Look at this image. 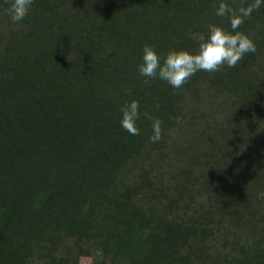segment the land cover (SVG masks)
I'll list each match as a JSON object with an SVG mask.
<instances>
[{
  "label": "trees",
  "instance_id": "obj_1",
  "mask_svg": "<svg viewBox=\"0 0 264 264\" xmlns=\"http://www.w3.org/2000/svg\"><path fill=\"white\" fill-rule=\"evenodd\" d=\"M217 3L34 0L13 23L0 0V264H264V6L235 67L179 89L137 71L145 43L231 30ZM131 98L159 141L120 127Z\"/></svg>",
  "mask_w": 264,
  "mask_h": 264
},
{
  "label": "clouds",
  "instance_id": "obj_2",
  "mask_svg": "<svg viewBox=\"0 0 264 264\" xmlns=\"http://www.w3.org/2000/svg\"><path fill=\"white\" fill-rule=\"evenodd\" d=\"M34 0H8L6 12L13 23L22 21L30 12ZM264 6V0H251L238 8L230 6L226 0H218L215 15L228 17L230 29L216 23H208L206 33L196 36L198 41L194 50L170 48L161 57L154 46L145 43L142 46L140 62L137 71L144 78L143 83L160 79L172 88L179 89L190 77L198 71L215 72L221 66L235 67L246 53H254L256 45L244 32L238 31L246 18L251 17L254 10ZM131 96V89H126ZM156 108L159 107L157 104ZM119 124L130 135H139L138 120L143 116L151 122V132L148 139L155 143L162 138V121L147 110L141 111L140 102L135 99H125L119 105ZM177 123L181 118L177 116Z\"/></svg>",
  "mask_w": 264,
  "mask_h": 264
},
{
  "label": "rangeland",
  "instance_id": "obj_3",
  "mask_svg": "<svg viewBox=\"0 0 264 264\" xmlns=\"http://www.w3.org/2000/svg\"><path fill=\"white\" fill-rule=\"evenodd\" d=\"M93 246H95V245H93ZM114 253H111V254L115 255ZM79 264H91V257H83V258H81Z\"/></svg>",
  "mask_w": 264,
  "mask_h": 264
}]
</instances>
